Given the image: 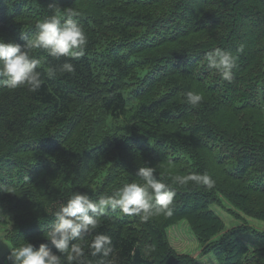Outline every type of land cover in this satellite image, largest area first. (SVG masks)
I'll return each instance as SVG.
<instances>
[{
	"label": "trees",
	"instance_id": "16d2710c",
	"mask_svg": "<svg viewBox=\"0 0 264 264\" xmlns=\"http://www.w3.org/2000/svg\"><path fill=\"white\" fill-rule=\"evenodd\" d=\"M68 8L84 54L31 49L39 90L0 87V208L10 219H0L10 245L0 264L25 243L63 256L45 239L56 206L74 192L98 199L142 183L145 166L175 193L172 215L106 210L80 241L90 264H100L88 247L96 234L111 238L115 264H200L169 244L179 222L218 264H264V231L227 230L211 210L264 223V0H0V40L23 46L37 22L58 13L63 23ZM216 48L234 57L230 82L207 68ZM64 62L73 73L58 71ZM188 91L201 95L196 107Z\"/></svg>",
	"mask_w": 264,
	"mask_h": 264
},
{
	"label": "clouds",
	"instance_id": "9594fccd",
	"mask_svg": "<svg viewBox=\"0 0 264 264\" xmlns=\"http://www.w3.org/2000/svg\"><path fill=\"white\" fill-rule=\"evenodd\" d=\"M78 15L71 8L64 12L67 18L61 22L59 14L52 15L36 23V33L21 46L0 40V87L18 89L26 87L29 91L39 90L43 81L37 71L39 60L29 55L31 49L44 50L49 56L59 60L62 57H79L84 54L87 37L73 17ZM207 68L214 71L222 80L231 81L235 67L234 57L220 48L205 56ZM53 70L49 75H54ZM61 73H73L74 65L64 62L58 69ZM201 95L188 91L185 101L192 107L201 102ZM155 169L140 167L136 175L142 183L129 182L110 195L92 199L89 194L74 192L66 201L59 203L54 211L55 223L47 232L45 239L57 250V255L48 244H40L36 249L30 243L11 250L8 260L11 264H90L80 241L92 235L99 225V218L106 210L118 209L127 216H139L143 220L150 216L172 215L171 206L175 193L169 186L154 176ZM189 179L211 186L213 181L206 175L193 174ZM183 182V181H181ZM0 219H8L0 208ZM93 257H101L100 264H115L108 259L113 253L111 238L96 234L88 244Z\"/></svg>",
	"mask_w": 264,
	"mask_h": 264
},
{
	"label": "rangeland",
	"instance_id": "374dc122",
	"mask_svg": "<svg viewBox=\"0 0 264 264\" xmlns=\"http://www.w3.org/2000/svg\"><path fill=\"white\" fill-rule=\"evenodd\" d=\"M211 210L219 216L227 230L240 225H247L258 231H264V223L245 217L241 214H239L241 216L240 218H236L228 213L225 208H220L217 205L211 206ZM7 220L10 222V219ZM2 230H4V228H2ZM167 234L169 244L178 253H185L192 257H197L196 259L200 264H218L212 255H200L201 248L185 222H179L174 227H170ZM239 237L250 249L258 246L256 239L248 233H241ZM9 248V243L4 239L2 231H0V256L4 255Z\"/></svg>",
	"mask_w": 264,
	"mask_h": 264
}]
</instances>
